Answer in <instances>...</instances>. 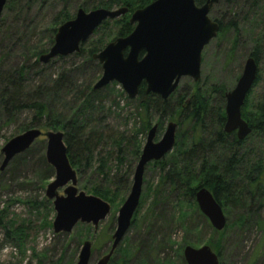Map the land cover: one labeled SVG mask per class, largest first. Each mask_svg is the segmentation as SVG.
Wrapping results in <instances>:
<instances>
[{
	"label": "trees",
	"instance_id": "trees-1",
	"mask_svg": "<svg viewBox=\"0 0 264 264\" xmlns=\"http://www.w3.org/2000/svg\"><path fill=\"white\" fill-rule=\"evenodd\" d=\"M153 1L7 0L3 8L5 17L0 18L4 38L0 46L5 45L6 51L3 56L0 55V126L10 125L17 115L27 112L30 113L28 120L21 123L17 131L24 132L37 128L43 131L62 132L69 163L76 171L77 177L82 178L84 171L91 167L93 151L96 147L106 144L108 140L97 122V117L102 111L99 98L104 93L112 92L111 87L116 86L113 83L99 91L92 89L94 78L101 76V67L92 56L110 41L129 35L133 30V26L128 23L131 13ZM194 1L198 6L205 2ZM224 1L227 4L234 2ZM245 2L247 0H244L242 5ZM55 3H60L61 9L42 29H39L36 22L28 23L30 13L52 9ZM98 8L109 10L127 8L128 12L114 20L104 21L93 35L80 45L77 53L58 57L47 64L38 62L39 56L52 46L59 25L72 19L78 9L91 11ZM7 19L8 21H5ZM216 22L219 24L218 34H221L225 30V25L221 18ZM227 27L237 31L233 22ZM38 29L44 42L33 45L31 37ZM249 56L255 60L258 69L257 50ZM57 62L63 63V66L51 73ZM81 75L86 77L85 85L78 83ZM259 80L257 70V78L252 88ZM187 95L185 89L178 88L168 99L162 100L154 94H146L144 84L140 85L138 95L134 98L138 111L136 113L139 119L138 129H135L129 138L121 136L117 143L113 139L111 141L113 145L118 146L119 153L122 152L123 145L128 144L131 147L128 166L121 169L126 162L121 156L118 169L111 175L107 172L106 158L101 159L98 171L96 169L97 175L101 176V184H94L89 188L83 186L86 194L96 196L110 205L109 226L114 223V212L130 190L133 166L139 159L146 133L152 127V122L155 121L158 132L163 121L173 116L177 117L178 129L182 127L186 129L183 133L176 131L174 148L170 153L160 161L147 165L159 172L157 183L148 185L147 191L155 196L158 191L164 190L168 196L176 198L179 208L195 204V193L202 187L212 193L220 206L226 207L229 204L228 206L239 209L245 215L257 213L264 208V103L255 106L256 114L252 115L246 113L248 102L246 97L241 108V117L247 122L251 132L243 141H238L234 133L226 134L223 130L225 122L223 88H211L206 94L196 88L194 94L188 97ZM214 95L220 98L217 105L212 103L211 96ZM34 146L35 142L32 147ZM31 148L13 158L10 164L14 160L20 161L23 155L32 150ZM40 161L48 173L53 175V169L46 163L43 155ZM141 203L142 199L138 207ZM244 214L238 219L240 225L244 223ZM2 215L3 212H0V227L6 231V235H12L17 230H6L8 225ZM136 217L137 211L132 218V224ZM82 225L84 226H79L78 229L91 236L93 228ZM106 236V241L109 242V235ZM23 237L25 235L22 231L16 235L18 244H22ZM216 247L218 248V244ZM119 250L120 248L115 251L113 257L120 253V260L112 258L109 264H129L136 257V253L139 254L137 249ZM135 263L147 264L145 258ZM182 264H185L184 260Z\"/></svg>",
	"mask_w": 264,
	"mask_h": 264
},
{
	"label": "rangeland",
	"instance_id": "rangeland-1",
	"mask_svg": "<svg viewBox=\"0 0 264 264\" xmlns=\"http://www.w3.org/2000/svg\"><path fill=\"white\" fill-rule=\"evenodd\" d=\"M243 1L234 0L227 4L220 0L213 7L209 17L214 21L221 18L225 30L202 50L199 81L183 78L177 89H185L187 97L194 94L196 88L205 94L216 87L223 88L224 94L230 92L241 74L245 59L257 50L260 80L247 96L246 105V113L253 115L256 114L255 106L264 103V0H247L242 5ZM60 9L61 4L55 3L52 9L30 13L27 21L38 23L39 29H42ZM4 17L5 11L0 18ZM230 22L234 23L237 31L227 27ZM39 29L31 37L33 45L44 42ZM2 31L3 27H0V43L4 39ZM4 47L5 45L0 46L1 56L6 52ZM62 66L63 63H55L51 73ZM98 79L99 76L94 78L93 85ZM78 81L85 85L86 77L81 75ZM111 90L112 92L104 93L98 101L102 105V111L97 122L108 137L107 143L96 147L91 167L84 171L82 178L77 177V189L84 193L86 191L83 186L89 188L94 184H101V176L97 175L101 159L106 158L107 172L111 175L118 169L121 156L126 160L121 169H126L130 162L131 147L125 144L119 153L118 146L111 141L113 139L117 143L121 136L129 138L138 129L136 102L128 99L117 84ZM211 99L213 105H217L220 100L217 95L211 96ZM29 116L30 113L24 112L17 115L10 125L0 126V150L11 138L22 133L17 129ZM169 122L178 124L177 117L163 121L154 142L159 141ZM154 124L155 121L152 126ZM185 129L177 127L176 131L183 133ZM35 145L30 147L32 150L23 155L20 161L14 160L0 172V212H3L2 217L8 225L6 230H17L12 235H6V231L0 227V264H75L80 247L85 241L91 243L89 264H95L109 250L120 206L114 212V223L109 226L107 216L96 231L91 229V236L78 229L79 226H84L82 224L76 225L70 234L55 235L51 227L55 213L52 203L45 198L46 186L52 181L54 171L53 175L48 173L40 161L45 154V139L40 137ZM1 161L0 155V163ZM158 175V170L146 166L140 196L142 203L137 209L136 221L131 224L118 246L122 251H139L129 264H136L141 258H145L147 264H182V252L186 246L195 249L209 247L217 255L219 264H264V208L257 213L245 215L239 209L228 206L229 204L221 206L226 224L222 231L217 232L199 212L195 201V204L179 208L176 198L168 196L164 190L158 191L155 196L149 193L147 187L157 183ZM61 193L59 190V194ZM242 214L245 220L240 225L238 219ZM89 227L92 228L90 225ZM20 231L25 235L21 245L16 239ZM107 234L109 242L106 241ZM113 255L111 259L120 260V253L114 257Z\"/></svg>",
	"mask_w": 264,
	"mask_h": 264
},
{
	"label": "water",
	"instance_id": "water-1",
	"mask_svg": "<svg viewBox=\"0 0 264 264\" xmlns=\"http://www.w3.org/2000/svg\"><path fill=\"white\" fill-rule=\"evenodd\" d=\"M6 1L0 0V17ZM218 2L219 0H205L198 6L194 0H154L133 11L128 21L133 26L131 33L110 41L92 56L101 67V76L92 89L99 91L115 83L128 99H134L140 85L144 84L146 94H154L166 100L176 91L181 79L189 78L198 82L202 50L216 38L219 30L218 22L209 17L212 6ZM127 12V8H98L88 12L78 9L72 19L58 26L52 46L39 56L38 62L47 64L58 57L77 53L80 45L104 21L114 20ZM257 70L255 60L248 56L234 88L224 95L223 130L226 134L235 133L238 141H243L251 132V128L241 117V108L256 81ZM176 128V123L169 122L157 142H154L156 124L146 133L133 171L130 190L117 211L109 250L95 264H109L138 209L145 168L172 151ZM40 137L45 139V161L54 171V177L45 190V198L52 203L55 213L51 225L53 233L70 234L78 224L90 225L96 231L98 225L110 214L111 207L102 199L77 189V173L69 163L62 132H42L32 128L11 138L0 150V172ZM59 190L62 191L61 194ZM194 200L210 226L217 232L222 231L226 220L212 193L204 187L199 188ZM182 257L185 264H219L217 255L207 246L198 249L186 246ZM90 259L91 243L85 241L80 247L75 264H89Z\"/></svg>",
	"mask_w": 264,
	"mask_h": 264
},
{
	"label": "flooded vegetation",
	"instance_id": "flooded-vegetation-1",
	"mask_svg": "<svg viewBox=\"0 0 264 264\" xmlns=\"http://www.w3.org/2000/svg\"><path fill=\"white\" fill-rule=\"evenodd\" d=\"M235 134V133H234Z\"/></svg>",
	"mask_w": 264,
	"mask_h": 264
}]
</instances>
